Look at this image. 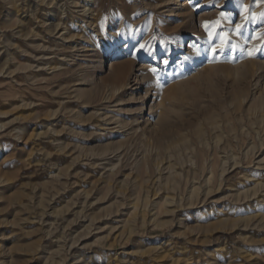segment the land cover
<instances>
[{
  "label": "rangeland",
  "instance_id": "obj_1",
  "mask_svg": "<svg viewBox=\"0 0 264 264\" xmlns=\"http://www.w3.org/2000/svg\"><path fill=\"white\" fill-rule=\"evenodd\" d=\"M263 189L264 0H0V264H264Z\"/></svg>",
  "mask_w": 264,
  "mask_h": 264
},
{
  "label": "bare ground",
  "instance_id": "obj_2",
  "mask_svg": "<svg viewBox=\"0 0 264 264\" xmlns=\"http://www.w3.org/2000/svg\"><path fill=\"white\" fill-rule=\"evenodd\" d=\"M145 66V65H144ZM109 121V120H108ZM111 121V120H110ZM112 124H119L118 122L113 121ZM114 126V125H113ZM193 190V189H192ZM264 190V189H263ZM256 195V194H255Z\"/></svg>",
  "mask_w": 264,
  "mask_h": 264
},
{
  "label": "snow or ice",
  "instance_id": "obj_3",
  "mask_svg": "<svg viewBox=\"0 0 264 264\" xmlns=\"http://www.w3.org/2000/svg\"><path fill=\"white\" fill-rule=\"evenodd\" d=\"M205 27H207V25H205ZM153 71H155V69H153Z\"/></svg>",
  "mask_w": 264,
  "mask_h": 264
}]
</instances>
